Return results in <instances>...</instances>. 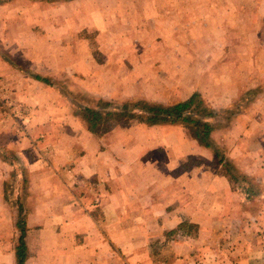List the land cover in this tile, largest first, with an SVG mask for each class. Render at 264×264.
Instances as JSON below:
<instances>
[{"label": "rangeland", "instance_id": "obj_1", "mask_svg": "<svg viewBox=\"0 0 264 264\" xmlns=\"http://www.w3.org/2000/svg\"><path fill=\"white\" fill-rule=\"evenodd\" d=\"M4 2L19 4L14 6L20 8V31L30 34L20 41L37 36V41L40 40L37 45L45 55L55 53L61 58L72 47L86 49L89 59L92 57L88 64L93 69L91 74L81 79L83 84L71 88L65 83L74 79L75 73H70L60 59L55 61L59 64L54 67L55 73L45 76L37 63L18 60L11 51L13 45L5 48L0 44L1 55L17 61L26 75L51 88L47 94H58L49 107L45 104L46 108H60L59 117L66 113L63 106L68 109L71 105L77 122H81L79 126L84 123L89 134L102 142L115 127L126 130L137 127L152 129L150 138H161L163 131L184 134L186 140L198 143L182 120L150 125L137 118L117 116L124 104L129 110L139 101L171 105L197 93L206 107L216 111L206 121L212 126L219 156L213 149L198 145L211 154L220 167L218 172L227 178L232 189L244 194L241 208L245 212L222 224L225 229L221 230L217 248L225 250L232 238L236 240L242 233L240 226L259 230L260 223H264L263 192L260 182L244 174V166L252 164L255 168L254 162L264 161V0H0V5ZM6 19L0 30L2 40L17 27L15 17ZM97 66L105 69L96 71ZM105 70L113 79L111 84L98 78ZM76 81L80 83L78 79L73 83ZM64 95H68L65 105L61 100ZM87 108L101 113L93 127L88 122ZM33 110L36 112L34 107ZM137 111L135 108L133 112ZM34 112L22 110L20 87H3L0 83V119L2 127H6L3 130L10 133L7 135L10 140L11 135L23 138L28 128L38 130L28 119L36 116ZM232 127L238 128L234 151L229 148L232 138L227 134ZM61 129L55 136L60 135ZM29 136L33 138L29 154L20 152V142L16 152L0 148V179L6 201L2 200L5 213L0 212V219L10 223L8 243L16 251L20 229L26 228L23 202L28 182L21 180L30 166L27 159L34 161L36 157L48 163L51 157L59 155L45 133ZM244 136L260 141L262 148L252 151L242 144ZM105 145L110 148L108 140ZM80 151L76 149L75 155ZM248 212L253 214L251 218L246 216ZM230 222L234 229L232 236ZM185 224L180 229L192 236L194 229L191 226L186 229ZM175 238L176 233L171 231L166 242L171 244Z\"/></svg>", "mask_w": 264, "mask_h": 264}, {"label": "crops", "instance_id": "obj_2", "mask_svg": "<svg viewBox=\"0 0 264 264\" xmlns=\"http://www.w3.org/2000/svg\"><path fill=\"white\" fill-rule=\"evenodd\" d=\"M14 5L19 4L0 5V30L6 17L17 20V27L7 32L3 40L0 31V44L5 48L13 45L11 51L18 60L37 63L45 76L55 73L54 67L59 65L55 61L60 59L70 73H75L74 79L65 84L71 88L83 84L81 79L93 71L88 67L93 59H89L87 50L71 47L58 58L55 53L40 52L37 36L20 41L30 34L20 31V8ZM20 32H23L21 37ZM23 69L17 61L0 54V83L3 87H20V106L24 112H34V107L36 116L28 119L38 130L28 128L23 138L11 135L13 140H10L7 136L10 133L3 130L6 127H2L0 119V148L16 152L20 142V152L29 154V142L33 139L29 134L43 132L59 154L48 163L36 157L34 161L27 159L30 166L21 180L28 182L23 202L26 222L23 240L27 250L24 264H161L164 261L165 264L243 261L264 264V223L259 222L258 231L240 226L242 236L232 238L225 250L217 248L221 230L225 229L222 224L245 212L241 208L244 194L232 189L227 178L218 172L220 167L211 154L198 143L186 140L184 134L163 131L161 138H150L152 129L137 127L128 130L115 127L102 142L89 134L84 123L79 126L81 122H77L71 105L68 109L63 106L66 113L59 117L60 108H46L58 94H47L52 89L26 75ZM98 78L109 84L113 80L106 70ZM76 79L80 83H73ZM61 100L65 105L68 95ZM60 127L62 132L55 136ZM237 130L232 127L227 132L232 138L227 143L233 151ZM244 137L242 144L252 151L262 148L257 139ZM107 140L110 148L105 147ZM76 149L81 150L78 156ZM254 164L255 168L252 164L244 166L246 173L243 172L252 181L260 182L264 198V161ZM1 184L2 179L0 212L3 214L5 198ZM246 216L251 218L253 214L248 212ZM185 222L186 229L188 226L194 229L192 236L180 229ZM9 230L7 219H0V264H16V250L8 243ZM229 230L232 236V224ZM171 231L176 233V238L170 244L166 241Z\"/></svg>", "mask_w": 264, "mask_h": 264}, {"label": "trees", "instance_id": "obj_3", "mask_svg": "<svg viewBox=\"0 0 264 264\" xmlns=\"http://www.w3.org/2000/svg\"><path fill=\"white\" fill-rule=\"evenodd\" d=\"M200 96L197 93L191 94L187 99L176 102L171 105L153 104L147 101H139L135 103V108H137L138 113H134L132 110L128 109V105H122V112L117 113L126 118H137L138 121L155 125L167 122H175L177 120H182L184 123L188 124L190 136L197 140L202 146L206 148H211L214 150L215 154L219 156V152L216 149L215 142L212 135V126L206 119L213 117L216 111L206 107ZM87 113L89 115L88 122L91 127L95 126L97 119L100 117L101 113L94 109L87 108ZM24 231L21 227L19 246L16 251L18 264H24V259L26 256V246L23 240Z\"/></svg>", "mask_w": 264, "mask_h": 264}]
</instances>
